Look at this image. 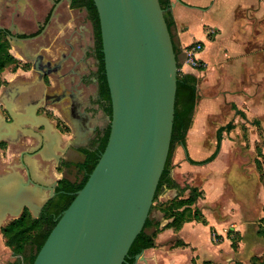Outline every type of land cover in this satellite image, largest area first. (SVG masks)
I'll list each match as a JSON object with an SVG mask.
<instances>
[{
	"label": "crops",
	"instance_id": "1",
	"mask_svg": "<svg viewBox=\"0 0 264 264\" xmlns=\"http://www.w3.org/2000/svg\"><path fill=\"white\" fill-rule=\"evenodd\" d=\"M12 1L0 0V27L12 29L14 24L21 22L15 17L18 3ZM43 6V0L21 2L22 14H25L28 23L32 21L34 27L38 22L43 25ZM31 11L33 14H30ZM170 12L174 20L171 35L180 49L179 63L183 60V50L196 44L202 46V50L196 54L202 68H183L185 73L193 74L197 79V99L185 149L179 147L172 157L179 174L175 178L177 183L196 187L201 192L195 207L205 218L200 202L206 199L214 201L219 195L221 149L229 141L228 136L239 129L236 125L238 118L260 130L264 149V0H171ZM81 13L68 14V18L57 14L42 33L14 34L22 39V44L15 40L9 42L10 54L14 57L19 54L23 58L29 56L38 66L36 71L49 74L51 83L44 87L43 96L49 100L54 117L69 126L72 125L70 112H79L71 97L74 96L75 101L77 98L79 102L82 90L78 87L77 75L87 71L93 80L97 66L92 26L86 20V11L81 9ZM6 35L8 39L9 34ZM194 38L197 40L193 41ZM85 57L88 59L86 64ZM88 66L92 68L91 72ZM17 76L31 79L29 72L18 70L7 76V82ZM90 89L87 93L94 99L97 88ZM6 93L10 94L12 90ZM13 106L17 108L14 100ZM77 120L76 116L72 131L59 141L60 144L65 143V147L70 144L76 146L79 142ZM229 124L233 128L222 131L219 141V130ZM215 151L216 157L206 164L194 165L187 161V157L195 162L206 160ZM172 165L171 159V171ZM176 196L175 190L164 189L158 197L159 203L168 202ZM184 196H187V192ZM150 219L153 223L147 232L156 231L155 245L144 250L134 264H192L193 260L201 261L209 252L208 242L212 244L210 237L214 230L206 218L205 224L190 221L179 230L164 228L169 220L164 219L158 209L150 213ZM204 229L207 233L204 239L206 249L201 254L202 248L196 241L199 230ZM229 231L224 241L222 235L216 234V243L212 245L219 253L215 255L219 261L225 258V262L231 260L234 249ZM251 260L247 264H252Z\"/></svg>",
	"mask_w": 264,
	"mask_h": 264
},
{
	"label": "water",
	"instance_id": "2",
	"mask_svg": "<svg viewBox=\"0 0 264 264\" xmlns=\"http://www.w3.org/2000/svg\"><path fill=\"white\" fill-rule=\"evenodd\" d=\"M93 2L111 102L109 137L86 183L60 213L32 264H123L148 218L168 156L178 67L159 1ZM8 39L22 44L17 35L9 34ZM6 90L0 98L10 112L14 96L5 102ZM32 114L29 109L13 116V123L0 124V141L7 135L17 137L20 119ZM36 192L38 187L21 177L1 176L0 224L6 213L18 217L24 205L37 217L42 202H29Z\"/></svg>",
	"mask_w": 264,
	"mask_h": 264
},
{
	"label": "flooded vegetation",
	"instance_id": "3",
	"mask_svg": "<svg viewBox=\"0 0 264 264\" xmlns=\"http://www.w3.org/2000/svg\"><path fill=\"white\" fill-rule=\"evenodd\" d=\"M12 2L18 3L15 17L21 22L14 24L12 29L0 27L2 28L0 33L40 34L44 27L49 25L52 19H55L57 14L65 18V16H69L68 14L81 13V9L72 6V0H43V12L41 11L43 25L38 22L37 26L34 27L32 21L30 20L28 23L25 14H22V0H13ZM30 14H33L32 11ZM86 20H88L87 17ZM29 63L31 66V79L17 76L11 82H7V84L0 87V92L7 87L12 90L10 94L6 93L8 90L4 91L2 96L8 104L14 96L13 100L17 106V108H11L9 112L0 98V124L13 123L14 117L23 116L29 109H33L34 114V116L32 114L28 118L20 119L23 124L17 130V137L7 135L5 139L0 141V177H21L23 182L28 183L30 187L36 185L38 192L32 195L34 199L29 202L33 206L42 202V206L37 217L32 215V211L27 205L21 207L18 217H14L10 213L5 214V218L0 224V264H11L14 258L20 260V263L17 262V264H24V258L28 255L29 250L25 249L22 255L17 254L4 236L5 227L28 214L33 218H39L46 214L47 221L49 219L55 220L59 216L58 206L61 196H65L62 194H72L70 190L60 191V187L66 182L69 183L68 186H65L67 189H70V185L74 183L70 178L75 176V173L67 165L73 162L71 153L79 152L75 149L77 147L88 148L92 140L90 135L99 134L107 126L101 128L97 123L88 126L87 115L89 113L94 115H101V113L104 115V113L103 108L98 103V85L94 99L86 91L91 82L97 83L96 71L93 80L91 79V73L82 72L77 75L78 87L82 90L79 102L77 98L75 101V97L71 96L74 100L73 104L79 109V112H70L69 114L72 125H74L77 116L79 142L76 146L70 144L67 147H65V143L60 144L59 141H61L62 136L72 131V125L60 123L59 119L54 117L49 107V100L43 96V89L47 86L46 80L49 74L36 71L34 61ZM34 106L35 108H33ZM44 145L47 147H44ZM6 253H9L10 260L5 263L1 261V258Z\"/></svg>",
	"mask_w": 264,
	"mask_h": 264
},
{
	"label": "trees",
	"instance_id": "4",
	"mask_svg": "<svg viewBox=\"0 0 264 264\" xmlns=\"http://www.w3.org/2000/svg\"><path fill=\"white\" fill-rule=\"evenodd\" d=\"M72 1V6L74 8L84 9L86 11L87 19L91 23L94 38V58L97 62L96 80L98 85V103L103 108L104 115L108 118H111V102L104 69L100 24L97 10L93 0ZM158 1L161 9L164 12L167 28L171 33V30L174 27V20L170 12L171 0ZM9 48L10 46L6 38V34L0 33V75L7 67L14 66V69L19 63L18 59H16L12 54L9 53ZM173 49L177 60V67L179 69L180 49L174 44V42ZM198 68H202V65ZM2 85H4V81L1 80L0 76V87ZM196 99V77L193 74L178 72L170 147L165 167L159 179L153 199L154 203L164 189H172L177 192V196L174 199L164 203H157V209L163 214L164 219L169 220V223H167L164 228H171L173 230H179L183 226V224L190 221H197L202 224L206 223L203 214L195 207L197 200L201 196V192L196 187H190L187 185L180 186L170 175L171 159L175 147L179 146L185 149V140L187 132L192 125ZM232 128L233 125L229 124L225 128L220 129L218 134L219 141L222 138V131L231 130ZM109 131L110 126L108 123L106 128L97 135V138L90 143L88 148L78 149V151L84 156L83 161L76 164V169L78 174L80 175V179L74 181V183L70 185V189H67V187H65L68 186V182H64L65 184L60 187V191L70 190L72 194L61 193L65 196H61V201L58 206L59 215L70 205V203L75 197V193L80 190L86 183L89 174L94 169L100 155L104 151L109 137ZM216 154L217 151H215L210 158L200 162H195L189 157H187V161L194 165H203L212 161L216 157ZM67 165L71 166V164ZM185 192H187L186 197L184 196ZM153 208L154 205L152 204L148 218L146 219L141 232L136 236L135 240L133 241L123 264H134L138 255H140L144 250L154 247L156 231L152 233L147 232L149 227L153 223L150 219V213ZM46 219V214L39 218H33L28 214L22 216L14 223L7 225L4 229V236L8 239L9 245L14 249L17 254L22 255L25 249L29 250L28 255L24 258V264L33 263L38 251L46 240L48 234L56 224L58 217L55 220L49 219L47 221ZM230 232L231 231H229V234ZM258 234L264 240V229H259ZM230 239L231 247L233 249H236V240H234V238L232 237H230ZM258 261H260V263H258ZM251 262L252 264H264V259L261 260L259 257H254L252 258Z\"/></svg>",
	"mask_w": 264,
	"mask_h": 264
},
{
	"label": "rangeland",
	"instance_id": "5",
	"mask_svg": "<svg viewBox=\"0 0 264 264\" xmlns=\"http://www.w3.org/2000/svg\"><path fill=\"white\" fill-rule=\"evenodd\" d=\"M81 14L83 16V13ZM196 40L197 38L193 39V41ZM15 57L18 58L19 62L16 68L13 69L14 66H9L0 75L4 85L7 84V76L9 77L11 73L13 74L18 70L30 71L29 61L19 57V54L15 55ZM84 61L86 64L88 59L85 57ZM92 68L95 70L94 64ZM92 68L88 66L90 72ZM50 83L51 80L47 79L46 84ZM95 86L96 82L92 83L88 86L87 92H90V88L96 89ZM87 118L91 125L97 123L101 128H104L109 123V118L102 113L101 115L89 113ZM236 125L239 129L228 136L229 141H226L221 149L220 171L222 175L219 183V195L214 201L206 199L204 202H200V207L206 215L205 218L213 226L212 230L214 232L210 237L212 244L208 242L209 252L205 254L202 260L198 259L201 261L193 260L192 264H247L254 257H259L261 260L264 259V240L258 234L259 229H264V149L262 147V137L259 135L260 130L249 124V122L246 123L238 118ZM97 135H90L92 138L91 142L97 138ZM178 148L179 146L175 147L173 156H175ZM71 158L73 162H70V167L75 176H71L70 179L76 181L80 179L76 164L82 162L84 156L80 152L75 151L71 153ZM172 164L171 177L177 182L175 178H178L177 175L179 174L175 169L174 157H172ZM159 201L160 199L158 198L153 203L154 208L151 214L156 212ZM229 228H232L229 237L236 240L237 247L234 251H231V260L229 262H225L226 258L219 261L215 256L219 253L212 245L216 243V234L222 235L224 241ZM205 235H207L205 229L203 231L199 230L196 242L202 248L201 254L205 252L203 249H206ZM8 255L9 253L4 254L1 261L8 262L10 260ZM17 262L20 263V260L14 258L11 264H17Z\"/></svg>",
	"mask_w": 264,
	"mask_h": 264
},
{
	"label": "built area",
	"instance_id": "6",
	"mask_svg": "<svg viewBox=\"0 0 264 264\" xmlns=\"http://www.w3.org/2000/svg\"><path fill=\"white\" fill-rule=\"evenodd\" d=\"M202 50V46L200 44H196L194 47L183 50V60L180 62V68L178 69L179 73L184 72V66H190L192 68H198L201 66V62L196 59V54Z\"/></svg>",
	"mask_w": 264,
	"mask_h": 264
}]
</instances>
